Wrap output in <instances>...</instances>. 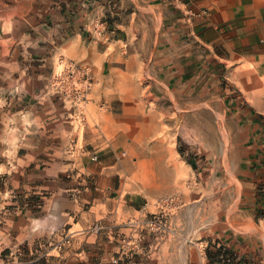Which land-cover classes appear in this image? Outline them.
<instances>
[{
  "label": "rangeland",
  "instance_id": "374dc122",
  "mask_svg": "<svg viewBox=\"0 0 264 264\" xmlns=\"http://www.w3.org/2000/svg\"><path fill=\"white\" fill-rule=\"evenodd\" d=\"M133 12L103 74L57 59L20 114L0 90V264H248L211 233L236 196L231 117L264 115V0Z\"/></svg>",
  "mask_w": 264,
  "mask_h": 264
},
{
  "label": "crops",
  "instance_id": "0c3cea01",
  "mask_svg": "<svg viewBox=\"0 0 264 264\" xmlns=\"http://www.w3.org/2000/svg\"><path fill=\"white\" fill-rule=\"evenodd\" d=\"M146 3L151 0H8L0 8L3 106H17L20 114L28 92L38 96L42 69L47 64L54 68L57 59L71 60L73 70L103 74L107 34L124 26L128 17L133 19V11ZM126 11L130 14L126 15ZM165 86L168 89L170 82ZM231 120L232 146L227 152L226 168L233 172L226 187L236 191V196L228 206L226 219L215 220L211 235L218 239L216 248L224 244L247 258L248 264H264V115L244 108L236 111ZM209 181L212 183L214 178ZM217 192L218 188L214 194L210 189L212 200L213 195L218 197ZM185 210L181 206L177 215L170 216L179 224V233Z\"/></svg>",
  "mask_w": 264,
  "mask_h": 264
},
{
  "label": "built area",
  "instance_id": "2783aa9c",
  "mask_svg": "<svg viewBox=\"0 0 264 264\" xmlns=\"http://www.w3.org/2000/svg\"><path fill=\"white\" fill-rule=\"evenodd\" d=\"M97 156H94L93 158H96Z\"/></svg>",
  "mask_w": 264,
  "mask_h": 264
}]
</instances>
